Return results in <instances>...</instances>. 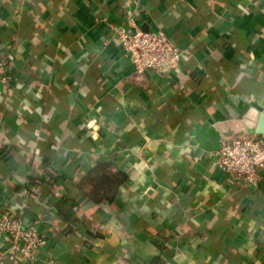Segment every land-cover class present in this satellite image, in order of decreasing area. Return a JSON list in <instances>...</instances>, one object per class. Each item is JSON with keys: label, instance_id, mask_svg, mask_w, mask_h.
<instances>
[{"label": "crops", "instance_id": "crops-1", "mask_svg": "<svg viewBox=\"0 0 264 264\" xmlns=\"http://www.w3.org/2000/svg\"><path fill=\"white\" fill-rule=\"evenodd\" d=\"M131 17L182 52L138 74ZM0 215L51 237L0 264H264V184L219 168L264 135V0H0Z\"/></svg>", "mask_w": 264, "mask_h": 264}, {"label": "built area", "instance_id": "built-area-1", "mask_svg": "<svg viewBox=\"0 0 264 264\" xmlns=\"http://www.w3.org/2000/svg\"><path fill=\"white\" fill-rule=\"evenodd\" d=\"M118 40L129 54L138 74L149 70H172L181 59L182 52L162 31H143L134 19L128 17L115 27ZM11 79L10 65L0 58V81ZM216 162L228 176L251 188L264 184V135L228 134L222 137L216 151ZM51 241L38 224L25 226L20 217L9 212L0 215V254L10 262L19 257L35 260Z\"/></svg>", "mask_w": 264, "mask_h": 264}]
</instances>
